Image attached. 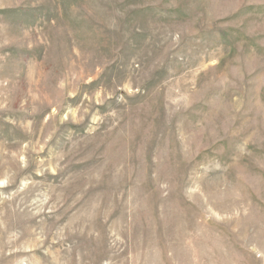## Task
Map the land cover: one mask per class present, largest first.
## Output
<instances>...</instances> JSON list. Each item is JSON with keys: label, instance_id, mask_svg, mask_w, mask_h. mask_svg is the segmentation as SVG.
Here are the masks:
<instances>
[{"label": "rangeland", "instance_id": "1", "mask_svg": "<svg viewBox=\"0 0 264 264\" xmlns=\"http://www.w3.org/2000/svg\"><path fill=\"white\" fill-rule=\"evenodd\" d=\"M0 264H264V0H0Z\"/></svg>", "mask_w": 264, "mask_h": 264}]
</instances>
